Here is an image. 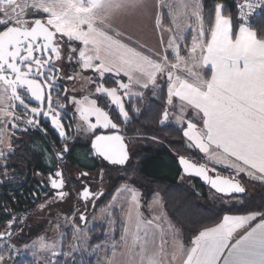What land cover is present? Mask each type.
Returning <instances> with one entry per match:
<instances>
[{"label": "snow or ice", "instance_id": "obj_1", "mask_svg": "<svg viewBox=\"0 0 264 264\" xmlns=\"http://www.w3.org/2000/svg\"><path fill=\"white\" fill-rule=\"evenodd\" d=\"M187 8L188 5L176 0H158L156 4L149 0H0V172L5 179L10 178L7 162L16 151L7 140L9 128L13 132L39 129L46 135L40 122L43 116L50 120L60 137L66 141L73 139L66 136L65 124L70 122L64 120V115L68 114V107L60 103L61 99L71 106L73 117L78 116L75 128L81 134L94 136L91 148L95 157L111 167L126 169L124 178L128 179L127 173L134 171L129 144L137 138L155 137L121 134V125L114 122L106 109L115 106L117 118L125 125L131 123L127 109L132 106L125 98H143L142 91L132 90L139 87L153 89V95L159 89L166 95L161 126L169 121L170 109L178 110L180 115L176 119L186 124L181 129L183 137L209 162L223 165L230 172L223 175L216 167L209 168L179 156L183 175L202 178L210 190L225 198L246 195L239 179L241 175L264 184V27L259 31L250 27V17L257 10L264 14V0H243L237 5L235 20L231 14H225L226 4L214 2L209 16L211 20L214 13V22L207 27L200 4L193 5L194 11L190 14ZM128 10L145 13L155 10L154 26L160 29L162 44L163 32L169 33L166 46L161 49L163 54L145 48L131 37L126 40L122 32L113 28L115 14ZM165 15L171 17L174 27H165ZM190 15L195 16L197 27L189 45L181 31L191 27L186 23ZM169 49L174 53L175 62L169 59ZM61 59L75 60L81 71L94 73L95 79L89 78V82L100 99L107 98L104 106L89 95L79 99L74 95L60 97L57 83L65 77L60 75L62 69L56 62ZM204 69L210 74L205 75ZM109 73L114 74V87L106 86L105 77ZM75 78L74 75L66 77ZM29 96L39 105L30 107ZM18 108L21 110L17 111ZM188 110L191 118H186ZM132 114L138 116L140 110L132 107ZM21 124L24 129L20 128ZM98 129L109 132L97 134ZM69 151L65 143L57 158L62 159ZM100 175H104L103 169ZM87 177V172L80 174V178ZM48 180L54 192L49 203L63 201L68 195L64 191L63 171L50 173ZM117 193L108 207L123 213V205L118 201L122 196L130 199L125 200L128 211L123 216L120 242L113 243L112 248L126 245L133 221L135 227L131 246L121 254L122 264H264V204L244 214H224L213 225L197 229L187 246L173 231L172 243L166 247L168 241L161 227L164 218L143 217L139 190L124 184ZM103 195L102 190L93 191L87 184L78 193L83 201H91L93 205ZM0 206L7 209V205ZM46 206L49 204L41 207ZM79 218L86 221L84 213ZM17 222L15 218L9 221V231L0 232V239L7 236L10 240L15 235L11 228ZM114 224L115 220H111L108 233L101 235L110 236ZM153 227L161 234L159 246L152 243L154 235L149 229ZM168 227L173 226L169 223ZM77 239L87 242L88 238ZM10 247L15 249L14 245ZM40 247L52 250L53 256L63 255L55 251V242L47 244L41 238ZM100 247L96 245L97 249ZM0 264H7L3 254H0ZM104 264L112 261L106 260Z\"/></svg>", "mask_w": 264, "mask_h": 264}, {"label": "trees", "instance_id": "obj_2", "mask_svg": "<svg viewBox=\"0 0 264 264\" xmlns=\"http://www.w3.org/2000/svg\"><path fill=\"white\" fill-rule=\"evenodd\" d=\"M201 2V15L205 18L206 27L210 22H214V13H212V19H209L214 2L226 4L227 12L225 14H231L234 20L238 17L233 0H201ZM251 21L250 27L259 31L261 27H264V14L253 17ZM105 83L108 86L115 85L113 79L111 81L107 80ZM165 101V94L157 89L155 90V95H153V89L151 88L147 90L143 98L128 99L127 103L134 108H138L140 115H133L132 107H129L127 110L132 122L127 125L117 118V111L111 106L106 109L110 111L114 122L121 125L122 134L128 137H155V139L137 138L129 144L134 171L127 173L128 179L124 178L126 169H117L108 164L103 166L100 160H96L95 164L89 167V170L103 169L106 174L112 175L118 183L133 178L144 185L145 190L148 188L149 194L158 192L164 202L165 214L168 215L171 223L179 229L184 242L189 243L190 238L197 229L213 225L224 214H244L247 210L256 209L259 205L264 204V184L255 181L256 188L252 193L240 180L242 186L246 189V195H238L241 199L240 202H222V200H228V198L219 195L212 200L209 193L212 190L209 187L203 185L196 178L186 177L182 174L181 167L178 164V156L189 157L198 164H204V162L199 160L200 154L194 150L190 151L192 156H187L188 144L182 135L181 126L172 122H166L164 126L159 123L162 119V106ZM29 140L28 143L17 147L19 150L15 156L21 159H13L11 161L16 163L14 171L16 181L14 185L19 186L24 183V188L31 191V188L37 183L34 181L37 171L45 173L47 164L45 157H42L45 148L39 143V138L29 136ZM73 147V154L68 155V159L71 165L80 166L81 164L78 163L75 154L89 153L91 151L90 143L83 141L76 143ZM217 169L223 175H230L226 168ZM30 183H33V185L28 188ZM114 190L115 188L104 195L99 204H107L112 198ZM15 192H18V189L13 190L12 187L9 189L5 184L0 187L1 205H7V209L3 206L0 207V229L4 228L9 221H13V216L16 220L17 217L27 214V212H32L36 208L31 202L33 200L31 192L30 200ZM13 194L15 196H11ZM118 226L120 228L115 227L116 230L113 233L114 239L117 241L120 240L122 222ZM106 230L107 224L105 222L98 223L90 232L91 245L95 246L102 242L104 238L106 239V235H101V233H106ZM90 260L93 261V258L91 257ZM88 262L89 260H86V263ZM18 264L28 263L19 261ZM29 264H32V262Z\"/></svg>", "mask_w": 264, "mask_h": 264}, {"label": "rangeland", "instance_id": "obj_3", "mask_svg": "<svg viewBox=\"0 0 264 264\" xmlns=\"http://www.w3.org/2000/svg\"><path fill=\"white\" fill-rule=\"evenodd\" d=\"M149 2L152 4H156L158 0H149ZM176 2L188 5L187 12L189 14L194 11L193 5L200 4L202 6L201 0H176ZM154 15L155 10L150 13L134 10L118 12L113 18V28L118 32H122L124 34V37H131L133 41H137L140 45L150 48H159L160 32L159 29L154 26ZM170 20V16H164V24L166 28L174 27V25L170 23ZM186 23L191 27L182 28L181 34H185L184 38L188 43L189 40L191 41L192 36L195 35L194 29L197 27V20L195 16L190 15ZM77 72L78 74H83V76L87 80V83L89 84L88 87L90 89L84 93H82V90H80V92H77L75 90L74 96L79 99L82 96L89 95L90 98L97 99L100 106H104L107 98L100 99L98 97V94L95 93L94 85L89 82V78L93 80L95 79L94 73L91 70L81 71L79 67ZM113 75L114 74L111 73L106 74L105 81L113 79ZM121 79L125 80L123 76L121 77ZM131 98H125L126 103L127 100ZM111 108L117 111L115 106H111ZM186 118H191V114H188ZM175 120L178 121L177 119ZM76 123H78V116H76ZM179 124L181 123L179 122ZM182 126L186 127V124H182ZM98 131L105 132L107 130L98 129L97 132ZM86 136L88 138L87 143H90L92 135ZM10 139V135H8L7 140L10 141ZM186 143L188 144V152L186 153L187 156H192L190 152L191 150L199 153V150L196 149L193 144L188 142L187 139ZM55 152L56 150L54 151V156L45 157V160L48 162V164H53L55 165V167H58V170L63 171L67 186L65 187L71 191V195L67 200L65 199V201H58L55 203H49L51 199L49 202L48 200L46 202L41 201L39 206H36V208H34L32 212H27V214L17 217V221L19 222H17L11 228V232L15 233V235H13L10 240L7 236H5L3 239H0V254H3L5 256L7 264H18L19 261H23L28 264L31 262L32 264H51L52 261H58V264H104L106 260L112 261V264H122L121 254L124 253L127 250V247L131 246L132 244L131 233L135 231L134 221L133 225L130 226L129 229L127 244H120L115 249L112 248V244L119 243L120 240L117 241L114 239V232L110 236L106 235V239L104 238L102 242L96 244L101 245L99 249L96 248V245H91L90 232L94 229L95 226L98 225V223L105 222L107 224V234L109 231V222L111 220H115V224L113 225L114 231L116 230L115 227L120 228L118 225L122 222L124 214L128 211V204L125 202V200L130 198L122 196L118 201L119 205H123V213L117 211L115 207L108 206L113 204V196L118 195L117 189L124 184H131L141 193L140 211L152 215L150 211V205L152 204L153 208L156 209L155 214H157V216H163V218H166L167 221L171 222L168 215L165 214L164 202L162 201V197L158 192H155L154 197L147 201L146 198L149 195L150 191H147L148 188L145 190L144 185H142L140 182H137V180H134L132 178L131 180H127L124 182L121 181L118 183L117 181H115L112 175H110L109 173L106 174L105 170L102 177L100 175L101 170H89V167H92L95 164L96 160H100L103 166L108 164L102 161L100 158L95 157L92 150L89 153L75 154L76 158L78 159V163L81 164L80 166H75L73 164L71 165V162L69 161L67 155H64L62 159H58ZM11 163V167L14 168L16 163L14 161H12ZM83 172L88 173L87 178H80V174ZM239 179L245 184L246 187L250 189L252 193L254 192L256 188L254 180L249 179L243 175H241ZM84 181L90 183L91 189L93 191L102 190L104 195L108 194L109 191L115 188L112 198L108 201L107 204L104 205L99 204L104 195L101 196L100 199L95 201V205H93L91 201L86 203L82 198L78 196V193L82 191L83 187L81 186V184ZM191 182L193 183V181ZM209 193L212 200L213 198L216 199L219 195L215 193V191H210ZM225 201L237 203L240 202L241 199L238 197V195H235L231 198H228V200H222V202ZM46 203H48L49 206L41 207L43 205H46ZM160 212H162V214H160ZM81 213H84V215L86 216V221L84 222H82L79 218ZM7 224L6 226H4V228H2L3 230L0 229V232L9 231V229L7 228ZM172 226V232L173 230H177V232H179L178 229L174 227V225ZM121 227L123 230V226ZM167 233L168 237L164 236V239L169 240L172 237V233L171 231H168ZM143 234L144 230L141 229V237H143ZM150 234L157 236L158 232L155 234L153 232H150ZM77 237H87L88 239L87 242H84V240L77 239ZM41 238H43L44 243L47 244L55 242L57 244L55 251L57 253L63 252V255L53 256L52 250L41 248ZM172 238L170 240H172ZM34 242L35 246H33ZM11 245L15 246L14 250L10 247ZM137 250L139 249L137 248ZM113 251H115L116 253L115 257L113 256ZM9 256H11V259H9ZM91 257L93 258V261L90 260ZM84 259H86L87 261L89 260V262L86 263V260Z\"/></svg>", "mask_w": 264, "mask_h": 264}, {"label": "flooded vegetation", "instance_id": "obj_4", "mask_svg": "<svg viewBox=\"0 0 264 264\" xmlns=\"http://www.w3.org/2000/svg\"><path fill=\"white\" fill-rule=\"evenodd\" d=\"M58 64V67L60 69H62V71L60 72V75L62 77H65L64 79H62L61 82L57 83V88L60 89L61 91L59 92L60 97H63L65 95L68 96H73L74 95V91L76 90L77 92H80V90H82V93H84V89H86L85 87H82L80 85V82L82 81V76L83 74H78L77 70L79 65L76 64L75 60L69 62L66 59H61L60 61L56 62ZM69 75H74L76 78L73 80H68L66 79L67 76ZM67 89V92H64L63 89ZM22 94H24L23 90H21ZM55 93H54V97H55ZM29 100L31 101L30 103V107H36L39 105V102L35 101L34 98H31L29 96ZM60 103H64L66 104V106L68 107V114L64 115V120L66 122H70L65 124L66 127V136H72L73 139L71 141H66L64 137H60L58 134V130L55 129L54 127L51 126L50 124V120L46 117H40V122H41V127L46 130V135L41 132L39 129H33V128H29L27 131H15L13 132V130L11 128L8 129V133L10 135V142L12 143L13 148L16 150L15 154L18 152V146H20L21 144L24 145L25 143H28L29 140V136H35L39 138V143L45 148V152L43 153L42 157H48V156H54V148L56 150L55 154L57 156V154L59 153L61 146L64 145L65 143H67L68 148H69V152L65 155H71L73 154V146L76 143L79 142H83V141H87V136L84 134H81L76 128H75V124H76V117H73L72 115V109L70 105H67V102L63 99L60 100ZM53 107L55 108L56 105L55 103L53 104ZM21 109H17V111H20ZM58 110V109H57ZM63 115V113H62ZM24 125L21 124L20 128L24 129ZM101 131H98L97 133H99ZM109 132V130L105 131ZM94 136L92 135V138ZM12 155L9 157L8 160V165L9 167L7 168V172L9 173L10 178L9 179H5L4 175L2 172H0V181H3V183H0V187L5 184L7 185V188L12 189H18V192H15L16 194L23 196L25 198H29L30 200V192L31 195H33V200H31V202H33L34 206H39L41 201H50V199L52 198V196L54 195L53 189L49 186V174L54 172V171H61L58 170V167H55V165L53 164H48V162L46 161V172H40L37 171V174L35 176L34 181H36L37 183H35V185L33 186V188H31L32 190H26L24 188V183H21V185L16 186L14 185V182L16 181L15 179V167H11L10 164H12L11 160L13 159H21L20 157H17ZM84 184H87L90 188V183H87L86 181L82 182L81 186L83 187ZM33 185V183H30L28 185V188ZM68 185V184H67ZM67 187V186H66ZM64 188V191L66 193H68V195L66 196V200L68 199V197L71 195L70 194V190L67 188ZM20 188V189H19ZM22 188V189H21ZM27 188V189H28ZM100 191V190H99ZM11 196H15L14 194ZM65 199L63 201H65ZM82 200V199H81ZM58 202V201H57ZM92 203V202H91ZM0 205H1V200H0ZM1 207V206H0ZM13 218H15L13 216ZM14 220V219H13ZM17 220V219H16ZM16 223H14L13 225H15Z\"/></svg>", "mask_w": 264, "mask_h": 264}, {"label": "crops", "instance_id": "obj_5", "mask_svg": "<svg viewBox=\"0 0 264 264\" xmlns=\"http://www.w3.org/2000/svg\"><path fill=\"white\" fill-rule=\"evenodd\" d=\"M159 32H160V29H159ZM181 35H183V36H185V34L183 33V34H181ZM127 36H125V39L127 40ZM168 39H169V33L167 32V31H164L163 32V41H164V44H162L161 43V40H159V48H150V47H145V48H147V49H150V50H152V51H154V52H161V49H162V47H164V46H166V42L168 41ZM186 41V40H185ZM190 42V43H189ZM189 42H188V44L190 45L191 44V41L189 40ZM161 54H163L162 52H161ZM181 55H185V53L183 52V51H181ZM173 56H174V53L172 52V50L171 49H169V59L170 60H172V62H175L174 61V59H173ZM203 72H204V74L205 75H209L210 73H208V71H207V69H204V70H202ZM114 76V75H113ZM110 81H111V79H110ZM125 82H127L126 81V79H125ZM80 85L82 86V87H85L86 89H84V92H86V91H88L90 88L88 87L89 86V84L87 83V80H86V78L84 77V76H82V81L80 82ZM134 92H137V91H142L143 92V96L146 94V92H147V90H144V89H141V88H139V87H134L133 89H132ZM140 97H135V98H131V99H139ZM188 114H191V112H190V110H188V113H187V115ZM180 115V113H179V111L178 110H176V109H170V119H169V121L168 122H172V123H176V124H178L179 126H181L182 128H183V126H182V124H179V122L178 121H176L175 119H176V117L177 116H179ZM187 115H186V117H187ZM185 140H186V138H185ZM199 154H200V157H199V160L201 161H203L204 162V164H206L209 168L210 167H212V166H215L216 168H225V166H223V165H216L214 162H209L208 160H207V158H206V156L203 154V153H201L200 151H199ZM208 163V164H207ZM154 193H151V194H149L148 196H147V201H149L152 197H154ZM150 211H151V213H152V215L151 214H147V213H143L142 211H140L142 214H143V217L144 218H147V219H152L154 216H157V214H155L156 213V209L155 208H153V206H152V204H151V208H150ZM160 214H162V212H160ZM163 217V216H162ZM122 218V217H121ZM171 224V225H173L171 222H169V221H167V219L166 218H164V219H162V221H161V227L163 228V236H166V237H168V231H171V233H173L172 232V229L173 228H169L168 227V224ZM154 224H155V221H154ZM124 225V220H123V218H122V226ZM174 227H175V225H174ZM176 228V227H175ZM176 229H178V228H176ZM173 231H175V232H177V230H173ZM178 231H179V229H178ZM149 232H153L154 234L155 233H157L158 232V235L157 236H155L154 235V240L152 241V243L155 245V246H159V244H160V242H161V234H160V231L158 230V229H155L154 227L153 228H151V229H149ZM171 233H170V237H171ZM178 233V235H177V239H179V241L180 242H182L183 244H185L186 246L189 244V243H186V242H184V240H183V238L181 237V234H180V231L179 232H177ZM172 238V237H171ZM170 238V239H171ZM167 240V239H165V240H167L168 241V244L166 245V247H170V245H171V243H172V240ZM119 251V250H118Z\"/></svg>", "mask_w": 264, "mask_h": 264}, {"label": "water", "instance_id": "obj_6", "mask_svg": "<svg viewBox=\"0 0 264 264\" xmlns=\"http://www.w3.org/2000/svg\"><path fill=\"white\" fill-rule=\"evenodd\" d=\"M97 134H99V133H97ZM105 134H108V132H106ZM122 134V133H121ZM124 135V134H123ZM92 139H94V137L92 138ZM90 146H91V143H90ZM91 150H93L92 148H91ZM130 150V149H129ZM94 151V150H93ZM180 156H183V155H180ZM179 157V156H178ZM185 157V156H184ZM187 158V157H186ZM189 158V157H188ZM191 159V158H190ZM193 161V160H192ZM104 162H106V161H104ZM194 162V161H193ZM107 163V162H106ZM196 163V162H195ZM180 166V165H179ZM181 167V166H180ZM183 174V173H182ZM184 176H186V177H189V176H187V175H184ZM190 177H193V178H196V179H198V180H200L201 181V183L203 184V185H205V186H207V187H209L208 185H207V183L205 182V181H203V179L202 178H200V177H197V176H195V175H192V176H190ZM210 188V187H209ZM245 188V187H244ZM239 195H242V194H239Z\"/></svg>", "mask_w": 264, "mask_h": 264}, {"label": "built area", "instance_id": "obj_7", "mask_svg": "<svg viewBox=\"0 0 264 264\" xmlns=\"http://www.w3.org/2000/svg\"><path fill=\"white\" fill-rule=\"evenodd\" d=\"M233 1L235 2V10H236V12H237V16H238L237 5L240 4V3H242L243 0H233ZM260 14H261V13L259 12V10H257V12L254 13V14L250 17V19L252 20L253 17H255V16H257V15H260Z\"/></svg>", "mask_w": 264, "mask_h": 264}]
</instances>
